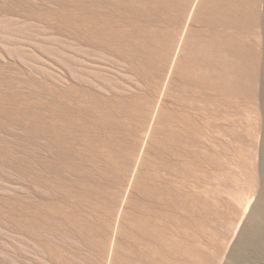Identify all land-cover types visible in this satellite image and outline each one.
<instances>
[{
  "label": "rangeland",
  "instance_id": "1",
  "mask_svg": "<svg viewBox=\"0 0 264 264\" xmlns=\"http://www.w3.org/2000/svg\"><path fill=\"white\" fill-rule=\"evenodd\" d=\"M193 1L0 0V264H101L159 102L173 121L133 195L179 245L161 264H186V243L190 264H264V1L191 24L190 46L222 47L207 83L164 97ZM144 242L121 236L129 264Z\"/></svg>",
  "mask_w": 264,
  "mask_h": 264
},
{
  "label": "bare ground",
  "instance_id": "2",
  "mask_svg": "<svg viewBox=\"0 0 264 264\" xmlns=\"http://www.w3.org/2000/svg\"><path fill=\"white\" fill-rule=\"evenodd\" d=\"M233 5V0H194L191 6L189 5L190 7H188L187 5L184 8L183 6L180 17L181 23L185 25L183 28L182 36L177 40V49H175V51L173 50V52L171 51L169 54L173 56V59L169 58L165 60L164 66L168 73L165 78L164 89L161 93L162 96L165 97L169 96L173 92L179 93L185 91L186 89L190 88L191 83L189 82L192 81V78H194L195 81H200L201 83L208 82V59L210 57L212 58L210 50L219 46L222 47V45L217 43L214 46H210L208 44L205 46L206 49H203L204 46H200L202 43H205L206 40L210 42V40L212 39L211 41H213L214 44V41H218V37L213 34L208 35V33H204L203 35H198L197 33L198 36L195 39L193 38V43L190 46V41L192 39L191 24L196 23L198 19H200L203 15L205 16L206 20L209 17L226 18L228 12L232 10ZM196 31H198V29ZM231 49L232 48H230V50ZM198 50H203L202 54L204 56V61L201 63V65H196L195 61L193 60L194 53ZM236 53L241 54V50ZM187 54H189L190 58L192 57L190 60H186L185 57L187 56ZM245 56H247V54ZM237 69L238 68H236V70ZM203 71L204 75L202 77ZM204 77L205 79H203ZM177 80L179 81V84L177 83ZM172 121V115L169 114L166 117L165 109L161 102H159L153 110L148 133L141 139V146L139 147L140 153L135 160L134 168L131 169L128 188L125 189V191H122L123 193L121 194V203H119V206L117 207L119 211H117L116 215L112 218V221L110 223L109 235L105 239V242L103 244L101 264H129V262H132L130 252L131 246L129 244L125 246L124 251H120V238L124 234L129 240L136 238L138 240H141L142 242L145 241L144 244H147L145 249L146 255L144 256V258H133L135 259L133 261L135 262V264H161L163 262L162 258L165 254L170 253V250H179V245L177 243L175 245H172L165 242L162 234L158 229L156 219L151 220L147 216V218L143 217V204L139 201H136L135 196L133 195L134 191H139L141 193L147 189L148 179L150 177V171H147V165L153 166L157 160L156 151L153 153V146L155 147V145L157 144V140H160L161 138H163V136L166 135V130L168 127H170ZM161 135L163 136L161 137ZM130 208H132V210L134 209V214L132 213L131 216H129L128 211V209ZM184 226L186 227L185 233L189 237L191 234L190 223L185 222ZM190 245L191 244L186 243L184 248L185 257L188 260L186 264H190V260L193 257L192 247H190ZM256 251L255 253H260L262 260H264V248L261 250L259 248ZM144 259L145 261H143Z\"/></svg>",
  "mask_w": 264,
  "mask_h": 264
}]
</instances>
